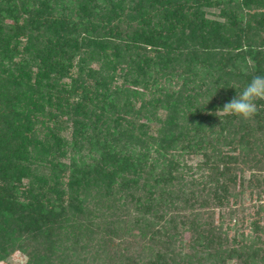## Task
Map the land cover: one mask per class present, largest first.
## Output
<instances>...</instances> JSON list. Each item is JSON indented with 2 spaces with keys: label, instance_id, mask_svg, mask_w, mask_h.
I'll return each mask as SVG.
<instances>
[{
  "label": "trees",
  "instance_id": "trees-1",
  "mask_svg": "<svg viewBox=\"0 0 264 264\" xmlns=\"http://www.w3.org/2000/svg\"><path fill=\"white\" fill-rule=\"evenodd\" d=\"M255 75L264 0H0V261L264 264Z\"/></svg>",
  "mask_w": 264,
  "mask_h": 264
},
{
  "label": "clouds",
  "instance_id": "clouds-1",
  "mask_svg": "<svg viewBox=\"0 0 264 264\" xmlns=\"http://www.w3.org/2000/svg\"><path fill=\"white\" fill-rule=\"evenodd\" d=\"M257 100H264V75L253 76L239 94L226 102L220 110L225 115H234L243 120H249L259 111Z\"/></svg>",
  "mask_w": 264,
  "mask_h": 264
},
{
  "label": "rangeland",
  "instance_id": "rangeland-1",
  "mask_svg": "<svg viewBox=\"0 0 264 264\" xmlns=\"http://www.w3.org/2000/svg\"><path fill=\"white\" fill-rule=\"evenodd\" d=\"M262 194H260L259 196L253 194L252 197H248V193L247 192L244 193V196H243V204L245 207L244 213H249L250 215L252 214V212H254L256 206L260 204L259 200L262 202L264 201V194L263 195ZM239 213H240V209L237 212L238 216H240ZM247 220L248 218H245V222L243 223L244 224L243 226H246ZM244 231H247V229L244 228ZM232 232L233 231L230 230L229 234H232ZM25 261H26V257L22 253L18 251H14L11 254H9L4 260L0 261V264H26ZM78 262L80 264H85V262H82L80 260H78Z\"/></svg>",
  "mask_w": 264,
  "mask_h": 264
}]
</instances>
